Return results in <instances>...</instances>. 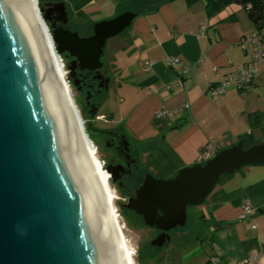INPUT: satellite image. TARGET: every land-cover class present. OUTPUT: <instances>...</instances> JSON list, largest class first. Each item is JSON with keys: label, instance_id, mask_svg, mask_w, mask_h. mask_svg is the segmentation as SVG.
Here are the masks:
<instances>
[{"label": "water", "instance_id": "95a60500", "mask_svg": "<svg viewBox=\"0 0 264 264\" xmlns=\"http://www.w3.org/2000/svg\"><path fill=\"white\" fill-rule=\"evenodd\" d=\"M36 5L57 53L73 58L67 79L74 86L77 69L100 72L107 40L137 15L125 10L80 36L64 27V1ZM52 13H58L53 22ZM42 34L29 0H0V264H129L78 126L83 119L73 97L78 118L72 111ZM85 140L96 150L88 131ZM261 162L264 144L244 147L240 139L171 177L148 174L123 206L163 230L152 241L160 245L165 231L184 225L188 206L202 204L222 175Z\"/></svg>", "mask_w": 264, "mask_h": 264}, {"label": "crops", "instance_id": "0c3cea01", "mask_svg": "<svg viewBox=\"0 0 264 264\" xmlns=\"http://www.w3.org/2000/svg\"><path fill=\"white\" fill-rule=\"evenodd\" d=\"M60 1L77 24L91 29L125 10L138 11L126 38L111 48L119 63L101 105L109 112L99 107L97 119L121 127L150 169L170 176L198 162L207 145L218 151L245 134L251 140L264 135V72L249 89L229 86L218 97L209 95L212 85L251 58L240 38L255 25L241 5L212 13L211 0ZM170 56L188 70L167 65ZM158 109L175 112L157 116ZM245 201L251 215L240 218ZM201 210L212 233L207 264H244L253 255L259 256L255 264H264V162L222 180Z\"/></svg>", "mask_w": 264, "mask_h": 264}, {"label": "flooded vegetation", "instance_id": "af4514ba", "mask_svg": "<svg viewBox=\"0 0 264 264\" xmlns=\"http://www.w3.org/2000/svg\"><path fill=\"white\" fill-rule=\"evenodd\" d=\"M59 1L55 0L54 2ZM66 12L68 21L64 27L74 30L70 27L71 15L67 7ZM57 15L58 13L50 15L52 22ZM72 59L69 57L66 60L69 62ZM75 79L79 81L75 88L83 96V98L81 95L79 96L81 108L86 110L88 116L98 113V109L105 99V91L109 90L111 82L105 65L100 69V72L77 69ZM107 79L109 82L106 88L105 81ZM93 134L100 146L104 167H108L112 172L110 181L121 196L119 206L128 224L136 228L148 229L150 232L149 238L141 243L138 258L144 263L173 264L176 256L185 246L197 243L203 238L199 226L201 220L199 221L198 217L197 219L188 216L184 225H175L165 231L168 237L164 236L165 240L162 244H153L152 241L163 233V230L147 226L140 215L134 210L124 207L123 204L135 196V191L148 174L155 178L164 176L150 169L138 145L128 137L121 127L99 128L93 130Z\"/></svg>", "mask_w": 264, "mask_h": 264}, {"label": "rangeland", "instance_id": "374dc122", "mask_svg": "<svg viewBox=\"0 0 264 264\" xmlns=\"http://www.w3.org/2000/svg\"><path fill=\"white\" fill-rule=\"evenodd\" d=\"M38 1L41 2V1H55V0H38ZM229 5H235V6L239 5L240 6V4H237L236 2H231V3H229ZM70 22H71L70 27L73 28L74 31H77L80 36H87L90 34L91 27L89 25H83V24L79 25L73 20L72 17H71ZM129 27H127L119 35L108 39L106 42V45L104 47V53L102 56V61H104V65L107 68L108 74L111 77V82H110L111 88L113 85L112 81L114 80L115 75H116V68H117V65L119 63V62L117 63L118 60L116 59L118 52L116 51V49H111V48L115 44L116 41L126 38ZM62 60L64 63V68L66 70V82L70 86V89L72 92V97L74 98V101H75V104L79 110V113H80L82 119L84 120L85 129L87 130V128H89L87 126V119H88L87 117H89V116L87 115L86 110L82 109L80 106V104H81L80 98H79V96L81 95L80 92L78 90H76L75 86L72 83L73 82L72 79H70V80L67 79V75L69 73V71L67 70V63L68 62L64 58ZM108 92H109V90L105 91V97L104 98H106L108 96ZM81 97L83 98L82 95H81ZM99 112L108 113L109 111L105 107L100 106ZM91 121L93 122V124L95 125V127L97 129H99V128L104 129V128L113 127L111 124L97 119V116L94 119H92ZM93 142H94V145L96 146V156L99 158L100 161H102L100 146L97 143V140H94ZM253 142H254V144H258V143L264 144V135L255 137ZM171 176H173V175L164 176V177L168 178ZM220 183H221V181L217 183V185L215 186L213 191L218 187V185ZM109 185H110L111 191L113 192V195H114L113 205H114V209L117 211L116 213L118 216L119 225L121 226L122 230L124 231L123 234H124L125 239L128 243L127 244L128 248L133 253L134 264H155V263H144L137 256L138 251H139L140 246H141V243L143 241H145L146 239H148L150 236L149 230L144 229V228H139V227L136 228V227H133V226L128 224L127 219L125 218V216L122 213L120 206H119V201H121V196H120L119 192L116 190V188L112 185L110 179H109ZM211 194H212V192L206 197L205 201L202 204L196 205V206H188V208H187L188 216L193 217V218L194 217L199 218V216L202 214L201 206L204 205L205 203H207ZM198 220L199 221L201 220L199 222V226H200V230H201V236L203 238L200 241H198L197 243H193V244H189V245L185 246L179 252V254L176 256L173 264H207V261L209 260V256L211 254L212 233L209 231L208 225L205 223L203 218H199Z\"/></svg>", "mask_w": 264, "mask_h": 264}, {"label": "built area", "instance_id": "2783aa9c", "mask_svg": "<svg viewBox=\"0 0 264 264\" xmlns=\"http://www.w3.org/2000/svg\"><path fill=\"white\" fill-rule=\"evenodd\" d=\"M249 6V5H248ZM204 29V26L202 27ZM242 49L250 53L251 58L237 65L236 73H229L220 82L212 85L209 89L211 97H218L227 91L229 86L242 91L251 88L262 72H264V26L255 27L249 34L240 38ZM166 64L172 67H180L181 72L188 70V64L178 56H170L165 60ZM147 64H150L147 62ZM174 111L158 109L155 111L157 116H167ZM217 151L214 145H207L198 155V162H204L215 155ZM251 215V204L245 201L242 205L240 218H246ZM255 225H253L254 227ZM259 260L258 255H253L247 259L244 264H255Z\"/></svg>", "mask_w": 264, "mask_h": 264}, {"label": "bare ground", "instance_id": "6f19581e", "mask_svg": "<svg viewBox=\"0 0 264 264\" xmlns=\"http://www.w3.org/2000/svg\"><path fill=\"white\" fill-rule=\"evenodd\" d=\"M30 1V6L32 8V11L35 15V18L37 20L38 25L40 26L41 30H42V35L45 39V42L47 44V47L50 51V54L52 56V59L54 61V64L56 66L57 72L59 74V77L61 79L62 85L64 87V90L66 92L67 98L69 100V103L71 105L72 111L74 113H76V107L74 106L75 104L72 101V92L70 89L69 84L66 82V70L64 68V63H63V58L61 55H59L55 49V46L53 44V41L50 38V34L47 30L46 24L43 23L39 13L37 12V8L38 7L36 5V1L38 0H29ZM76 117H77V113H76ZM78 118V117H77ZM78 126L79 129L81 131L82 137L84 139V142L86 144L87 150L89 152V155L91 157L92 163L94 165V168L101 180L105 195L107 197V200L109 202V205L111 207V210L113 212L114 218H115V222L117 225V229L119 232V235L125 245L126 251H127V255H128V260H129V264H134V257H133V253L132 251H130V249L128 248V243L125 239V236L123 234V230L121 228V226L119 225V220H118V216H117V211L114 209V205H113V200H114V195L113 192L111 191L110 185H109V173L105 171L104 167L102 166V162L99 160V158L96 156V150H94V147L90 146V143L87 142L85 140V135H86V129H85V125H84V121L82 120V122L78 119Z\"/></svg>", "mask_w": 264, "mask_h": 264}, {"label": "trees", "instance_id": "16d2710c", "mask_svg": "<svg viewBox=\"0 0 264 264\" xmlns=\"http://www.w3.org/2000/svg\"><path fill=\"white\" fill-rule=\"evenodd\" d=\"M231 2H236L240 5H242L244 10L246 11L248 18L252 21V23L255 25V27L264 26V0H211L208 3V6L210 7V11H212V13H214V12L218 11L220 8L226 6L227 4H229ZM136 12H138V11H136ZM96 115H98V113H95V114L87 117L88 118L87 119V126L89 127V128H87V131H88L89 136L91 137L92 141L96 140V138L94 137V134H93V130H95L97 128L95 127V125L93 124V122L91 120L94 119ZM240 139L243 141L244 147H249V146L254 144L253 140H251L250 134H245V135L241 136ZM230 175L231 174L222 175L219 182L224 180L225 178L229 177ZM231 196L232 195H225L224 199L231 198ZM199 218H203V215L201 214L199 216Z\"/></svg>", "mask_w": 264, "mask_h": 264}]
</instances>
